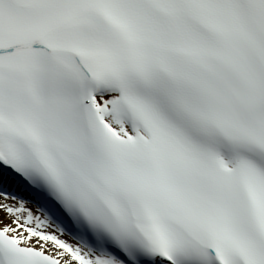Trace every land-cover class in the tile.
Masks as SVG:
<instances>
[{
    "label": "snow or ice",
    "instance_id": "6c2138e0",
    "mask_svg": "<svg viewBox=\"0 0 264 264\" xmlns=\"http://www.w3.org/2000/svg\"><path fill=\"white\" fill-rule=\"evenodd\" d=\"M0 264H264V0H0Z\"/></svg>",
    "mask_w": 264,
    "mask_h": 264
}]
</instances>
